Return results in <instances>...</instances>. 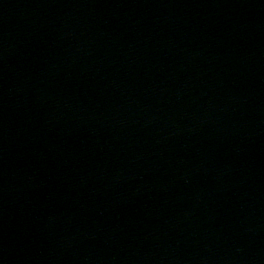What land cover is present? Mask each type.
Here are the masks:
<instances>
[{"label":"water","instance_id":"water-1","mask_svg":"<svg viewBox=\"0 0 264 264\" xmlns=\"http://www.w3.org/2000/svg\"><path fill=\"white\" fill-rule=\"evenodd\" d=\"M230 150L246 264H264V0H218Z\"/></svg>","mask_w":264,"mask_h":264}]
</instances>
